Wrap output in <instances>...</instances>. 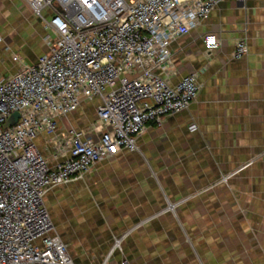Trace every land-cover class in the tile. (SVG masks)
<instances>
[{
	"label": "crops",
	"instance_id": "obj_1",
	"mask_svg": "<svg viewBox=\"0 0 264 264\" xmlns=\"http://www.w3.org/2000/svg\"><path fill=\"white\" fill-rule=\"evenodd\" d=\"M46 32L24 0H0L4 49L32 64L46 51ZM206 34L220 40L210 55ZM239 41L247 53L234 59ZM170 49L171 83L197 73L195 100L148 125L137 150L97 162L44 197L74 264H264V0H224ZM17 68L10 57L0 61V75ZM98 104L84 102L59 125L85 129ZM46 140L37 146L53 165Z\"/></svg>",
	"mask_w": 264,
	"mask_h": 264
},
{
	"label": "built area",
	"instance_id": "obj_2",
	"mask_svg": "<svg viewBox=\"0 0 264 264\" xmlns=\"http://www.w3.org/2000/svg\"><path fill=\"white\" fill-rule=\"evenodd\" d=\"M223 1L24 0L49 33L34 63L14 54L16 72L0 75V264H74L46 193L81 180L101 160L137 150L148 125L188 108L200 89L197 73L171 83L170 44ZM203 44L210 55L220 40L206 34ZM246 53L239 41L232 57ZM94 99L96 118L85 129L59 125ZM14 113L16 122L5 126ZM41 135L53 165L37 146Z\"/></svg>",
	"mask_w": 264,
	"mask_h": 264
},
{
	"label": "rangeland",
	"instance_id": "obj_3",
	"mask_svg": "<svg viewBox=\"0 0 264 264\" xmlns=\"http://www.w3.org/2000/svg\"><path fill=\"white\" fill-rule=\"evenodd\" d=\"M48 18H49V16H48ZM47 34H48V32H46V33H44V36H47ZM44 36H42V42H43V37ZM5 45V44H4ZM4 45L3 46H0V51L2 50L3 52H2V56L0 57V61H1V59H3L4 61H6V59H8L9 57H12L14 54H17L16 52H14L13 51V49H10V50H5L4 49ZM43 48H44V46H42V44L40 43V41L39 40H37V41H35L34 43H33V49L35 50V52L37 53V54H40V53H42L43 52ZM22 52V51H21ZM23 54V53H22ZM8 122H11V120H9Z\"/></svg>",
	"mask_w": 264,
	"mask_h": 264
},
{
	"label": "water",
	"instance_id": "obj_4",
	"mask_svg": "<svg viewBox=\"0 0 264 264\" xmlns=\"http://www.w3.org/2000/svg\"><path fill=\"white\" fill-rule=\"evenodd\" d=\"M18 119V114L17 113H14V115L12 116V118L10 119L11 122H8L5 126H10V125H13L16 120Z\"/></svg>",
	"mask_w": 264,
	"mask_h": 264
}]
</instances>
